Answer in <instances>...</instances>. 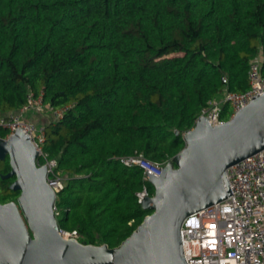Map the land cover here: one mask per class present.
Returning <instances> with one entry per match:
<instances>
[{"label":"trees","instance_id":"trees-1","mask_svg":"<svg viewBox=\"0 0 264 264\" xmlns=\"http://www.w3.org/2000/svg\"><path fill=\"white\" fill-rule=\"evenodd\" d=\"M254 61L264 77V0H0V120L42 98L57 220L86 245L116 248L151 214L123 159L165 166L211 103L250 89Z\"/></svg>","mask_w":264,"mask_h":264},{"label":"water","instance_id":"water-1","mask_svg":"<svg viewBox=\"0 0 264 264\" xmlns=\"http://www.w3.org/2000/svg\"><path fill=\"white\" fill-rule=\"evenodd\" d=\"M184 149L141 203L151 212L120 246H94L64 238L56 215L59 192L48 184V166L30 137L18 130L0 138V161L10 160L17 202H0V264H187L181 229L189 217L231 196L226 171L264 150V94L222 125L201 116L183 135Z\"/></svg>","mask_w":264,"mask_h":264},{"label":"built area","instance_id":"built-area-1","mask_svg":"<svg viewBox=\"0 0 264 264\" xmlns=\"http://www.w3.org/2000/svg\"><path fill=\"white\" fill-rule=\"evenodd\" d=\"M260 61H254L249 72L250 89L243 94L226 93L222 102L215 101L202 112L212 125H222V105L228 103L236 113L264 94V77ZM43 107L42 98H29V104L17 114L0 120V127L8 130L9 139L18 130L29 137L40 153L39 166H48V184L56 192L64 185L57 172L56 160H49L44 152L45 128L26 120V116ZM55 117H61L56 112ZM127 167H139L146 174L160 176L162 164H152L143 158H126ZM231 196L222 203L198 212L184 222L181 239L187 264H264V150L226 171ZM150 196L148 189L138 194L139 202ZM64 238L78 240L77 232L60 230Z\"/></svg>","mask_w":264,"mask_h":264},{"label":"rangeland","instance_id":"rangeland-1","mask_svg":"<svg viewBox=\"0 0 264 264\" xmlns=\"http://www.w3.org/2000/svg\"><path fill=\"white\" fill-rule=\"evenodd\" d=\"M222 101L223 99L219 100V102ZM51 118H52L51 115L44 108H40L34 113H31L26 116V120L41 126H43L45 123L50 121Z\"/></svg>","mask_w":264,"mask_h":264},{"label":"flooded vegetation","instance_id":"flooded-vegetation-1","mask_svg":"<svg viewBox=\"0 0 264 264\" xmlns=\"http://www.w3.org/2000/svg\"><path fill=\"white\" fill-rule=\"evenodd\" d=\"M3 139H5V138H3ZM0 162H10V160H9V158H6L4 161H0ZM10 171H11V169H10ZM10 171L7 173V174H9L10 173ZM7 174H5V175H7ZM4 174L3 175H0V177H1V179H2V176H5ZM3 181H4V184L2 185L3 187H7V185H8V187L7 188H9L10 189V186H11V184L14 182V180H5V179H2ZM15 194H17L18 196H17V198H16V201H12V202H17V199H18V197L20 196V193H16L15 192ZM10 203V202H9ZM3 204V203H2ZM7 204V203H6Z\"/></svg>","mask_w":264,"mask_h":264}]
</instances>
